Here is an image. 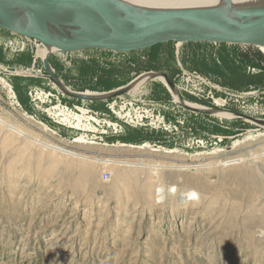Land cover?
I'll list each match as a JSON object with an SVG mask.
<instances>
[{
    "label": "rangeland",
    "instance_id": "1",
    "mask_svg": "<svg viewBox=\"0 0 264 264\" xmlns=\"http://www.w3.org/2000/svg\"><path fill=\"white\" fill-rule=\"evenodd\" d=\"M6 35L20 36L0 29L4 44L12 40ZM30 44L34 71L7 63L0 53V117L29 136L0 124V264H264V172L250 162L223 166L264 152V126L188 110L155 79L138 94L107 101L67 97L47 77L45 46ZM50 64L69 90L82 93L110 92L148 72L176 82L182 68L196 70L222 90L215 101L179 91L184 100L264 120V49L255 46L170 42L128 54L54 53ZM125 101L134 104L127 108ZM121 109L131 115L121 117ZM138 111L147 113L142 118ZM155 122L173 133H161ZM195 137L224 150L218 172L210 174L212 189L200 200H185V175L165 172L157 180L142 168L74 158L34 141L89 158L176 165L180 152L140 146L182 151ZM104 171L111 172L108 181ZM174 187L178 194L169 193Z\"/></svg>",
    "mask_w": 264,
    "mask_h": 264
},
{
    "label": "water",
    "instance_id": "2",
    "mask_svg": "<svg viewBox=\"0 0 264 264\" xmlns=\"http://www.w3.org/2000/svg\"><path fill=\"white\" fill-rule=\"evenodd\" d=\"M0 29L34 39L61 53L103 50L127 54L175 42L246 45L264 48V6L167 8L132 6L117 0H0ZM51 56V55H50ZM43 59L48 78L67 97L107 101L130 91L129 84L110 92L69 90ZM157 73V72H155ZM172 94L178 92L167 73H158ZM150 79H154L153 77ZM197 113L211 112L183 105ZM264 126V120L235 112Z\"/></svg>",
    "mask_w": 264,
    "mask_h": 264
},
{
    "label": "bare ground",
    "instance_id": "3",
    "mask_svg": "<svg viewBox=\"0 0 264 264\" xmlns=\"http://www.w3.org/2000/svg\"><path fill=\"white\" fill-rule=\"evenodd\" d=\"M118 2L125 3L132 6H143V7H152V8H159V7H167V8H219L224 3H229L232 7H254V6H264V0H117ZM45 55L43 59L46 56H50L54 53H61L59 47L55 46H45ZM264 49V48H262ZM154 78L155 80H161L165 83L164 78L160 77L158 73L155 72H148L144 73L136 80L132 81L130 84V94H138L141 92V89L144 88L145 82L149 81L150 78ZM87 94H95L88 92ZM174 97L177 98L178 102H180L181 105H187L191 106L193 108H202L206 110H210L211 114L218 116L221 119H244L240 117L235 111H229V110H215L210 109L208 107H205L203 105L197 104V103H191L181 96V94L178 92L173 93ZM145 111V110H144ZM144 111H138L136 114H138L140 117H145ZM127 113V112H126ZM123 114V111L119 112L121 117L131 115V112H128L127 114ZM248 113V112H247ZM119 116V115H118ZM135 123H139L140 118ZM247 120V119H244ZM248 121V120H247ZM129 122H132V119L129 120ZM251 122V121H250ZM143 123V121H142ZM0 124L2 126H5L7 130L11 132H15L17 134H20L23 137H28L27 133L22 132L19 130L13 123H10L6 121L4 118L0 117ZM154 128L160 129L158 131H161V133L164 131H167L168 133L172 132V127L168 125L167 129H164L163 126H161L159 123L155 122ZM207 123H201L200 126H207ZM39 145L43 146L45 149L52 150L53 152H59L63 155L67 156H74L79 158H87L89 160H94L97 163H104L109 165H120L126 168L136 167V168H142L144 170L151 171L154 174V178L159 180L161 178V174L165 172H171V173H178L187 176V183H184L183 188L185 189L184 193H187L185 195V200L188 199H194L197 198L200 200V198L205 193L206 189H212V185L210 184V174L218 172L220 166L222 165V161L220 159V156L223 155L222 149H218V147H210L211 144L209 142H206L203 138H191L189 139V143H187V149H183L182 151H177L176 149H165V147H157L154 148L149 143H145L142 146H140L141 149H147L151 148V150L156 151H164L169 154L179 153L183 156V159L180 160L181 164L176 165H166V164H149L145 160H142L141 162H119L112 159H101V158H89L86 157L84 154H81L75 150L68 149L66 147H62L58 144H55L53 142H47L40 139H34ZM78 142H87L88 140L84 138H80L77 140ZM213 145V144H212ZM211 145V146H212ZM126 146V145H125ZM130 146V145H129ZM259 158L264 159V152L261 154H253V153H244L241 158L229 160L223 163V166H232L237 164H248L249 162L253 164L254 166H257V169L261 172H264V168L261 166V161H259ZM230 159V158H229ZM243 168V167H242ZM137 172V171H136ZM129 174V173H128ZM151 175V174H150ZM163 177V176H162ZM203 178V181L197 180V178ZM184 181V180H183ZM165 182V181H164ZM181 183V182H180ZM257 187V186H256ZM166 187L159 186L158 188V195L164 196L167 192L165 190ZM169 190V189H168ZM175 193L178 194V187L170 188L169 193ZM180 196V195H179ZM182 195L180 196V198Z\"/></svg>",
    "mask_w": 264,
    "mask_h": 264
},
{
    "label": "built area",
    "instance_id": "4",
    "mask_svg": "<svg viewBox=\"0 0 264 264\" xmlns=\"http://www.w3.org/2000/svg\"><path fill=\"white\" fill-rule=\"evenodd\" d=\"M32 40L34 39L18 36L13 38L12 40H9L7 45L10 48H13L15 51L16 50L21 51L24 50L29 45H31L30 42L32 43ZM35 45L37 46L39 44L35 43ZM174 83L176 85V88L180 92L184 91L198 98H206L213 101L216 100L217 92L222 90V88L219 85H217L215 82H213L209 77L199 73L196 70L191 71L183 68L179 80H177ZM36 95H37L36 92L32 94L33 99H39V97H37ZM133 104L134 103L132 101L131 102L125 101L124 106L128 108ZM137 109H142V108H137ZM121 111H124V109H121ZM102 178L104 181H108L111 178V172L104 171L102 174Z\"/></svg>",
    "mask_w": 264,
    "mask_h": 264
},
{
    "label": "crops",
    "instance_id": "5",
    "mask_svg": "<svg viewBox=\"0 0 264 264\" xmlns=\"http://www.w3.org/2000/svg\"><path fill=\"white\" fill-rule=\"evenodd\" d=\"M4 31V29H1ZM6 31V30H5ZM10 32V31H8ZM1 36H4V35H1ZM7 36V35H6ZM5 36V37H6ZM6 38L8 39H13L15 38V35L14 36H7ZM188 44V43H187ZM8 48V45L7 43L4 44V40L2 41V39H0V53L1 54H4V57H6L7 59V63H13V65H16L18 67H23V68H27V69H30L32 68V70L34 71V69L36 68L37 64H36V59L32 56L31 54V50L29 48H26L25 50L23 51H20L19 54H15L17 55L16 58L14 59L15 55L14 54H11L7 51V48ZM10 48V47H9ZM12 49V48H11ZM14 50V49H13ZM15 51V50H14ZM18 52V51H17ZM136 52V51H135ZM132 53V52H131ZM128 54V53H127ZM24 79V78H21V80ZM20 80V81H21ZM22 83L21 84H24L26 85L27 87H31V82L29 79H25V80H22L21 81ZM33 116H36V115H33Z\"/></svg>",
    "mask_w": 264,
    "mask_h": 264
},
{
    "label": "trees",
    "instance_id": "6",
    "mask_svg": "<svg viewBox=\"0 0 264 264\" xmlns=\"http://www.w3.org/2000/svg\"><path fill=\"white\" fill-rule=\"evenodd\" d=\"M166 44V43H165ZM188 44H195V43H188ZM160 45H163V44H160ZM158 46V45H157ZM154 47H156V46H154ZM153 48V47H152ZM206 76V75H205Z\"/></svg>",
    "mask_w": 264,
    "mask_h": 264
}]
</instances>
